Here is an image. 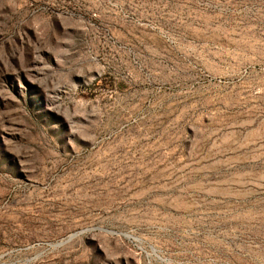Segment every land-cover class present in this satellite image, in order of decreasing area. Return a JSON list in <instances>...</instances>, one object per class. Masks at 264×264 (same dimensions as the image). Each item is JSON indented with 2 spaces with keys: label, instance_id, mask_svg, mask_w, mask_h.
I'll return each mask as SVG.
<instances>
[{
  "label": "rangeland",
  "instance_id": "obj_1",
  "mask_svg": "<svg viewBox=\"0 0 264 264\" xmlns=\"http://www.w3.org/2000/svg\"><path fill=\"white\" fill-rule=\"evenodd\" d=\"M0 264H264V0H0Z\"/></svg>",
  "mask_w": 264,
  "mask_h": 264
}]
</instances>
